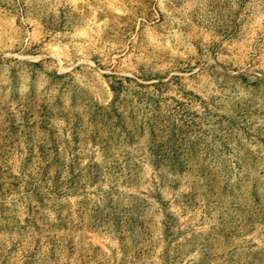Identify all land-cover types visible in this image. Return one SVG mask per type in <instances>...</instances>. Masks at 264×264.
Wrapping results in <instances>:
<instances>
[{
    "label": "rangeland",
    "instance_id": "obj_1",
    "mask_svg": "<svg viewBox=\"0 0 264 264\" xmlns=\"http://www.w3.org/2000/svg\"><path fill=\"white\" fill-rule=\"evenodd\" d=\"M0 264H264V0H0Z\"/></svg>",
    "mask_w": 264,
    "mask_h": 264
}]
</instances>
